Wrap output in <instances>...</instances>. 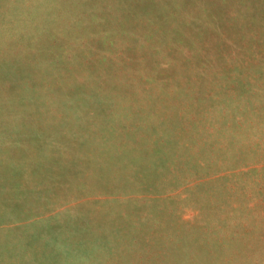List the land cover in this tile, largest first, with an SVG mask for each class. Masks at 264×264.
I'll list each match as a JSON object with an SVG mask.
<instances>
[{"label": "rangeland", "instance_id": "obj_1", "mask_svg": "<svg viewBox=\"0 0 264 264\" xmlns=\"http://www.w3.org/2000/svg\"><path fill=\"white\" fill-rule=\"evenodd\" d=\"M0 264H264V0H0Z\"/></svg>", "mask_w": 264, "mask_h": 264}]
</instances>
